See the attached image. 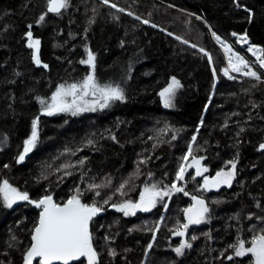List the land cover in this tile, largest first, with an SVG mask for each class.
Instances as JSON below:
<instances>
[{
    "label": "trees",
    "instance_id": "16d2710c",
    "mask_svg": "<svg viewBox=\"0 0 264 264\" xmlns=\"http://www.w3.org/2000/svg\"><path fill=\"white\" fill-rule=\"evenodd\" d=\"M29 31L48 70L33 64ZM213 33L252 59L237 40L246 36L264 59V0H69L59 14L48 12V0H0V186L60 205L79 189L82 203L102 208L89 223L97 264H253L230 246L248 247L264 229V72L257 67L260 80L225 76ZM89 51L98 83L119 86L124 101L82 115L43 114L41 100L51 103L60 85L91 74L80 62ZM173 77L182 86L167 109L160 92ZM37 117V146L18 162ZM189 147L187 161L203 157L210 178L235 161L231 187L206 192L192 170L177 180ZM96 184L103 187L90 188ZM154 184L183 192L171 190L144 214L113 207L138 203ZM193 198L209 211L185 231L192 247L177 255L175 233ZM39 215L28 201L7 208L0 194V264H22Z\"/></svg>",
    "mask_w": 264,
    "mask_h": 264
},
{
    "label": "snow or ice",
    "instance_id": "6c2138e0",
    "mask_svg": "<svg viewBox=\"0 0 264 264\" xmlns=\"http://www.w3.org/2000/svg\"><path fill=\"white\" fill-rule=\"evenodd\" d=\"M109 0H103V3L107 4ZM239 6V4L237 5ZM69 7V0H48V11L59 14L62 9ZM111 7H116L112 4ZM123 11V9H119ZM131 15V13H129ZM139 19V17H137ZM40 20H44V16H40ZM148 23V21H144ZM156 27V25H152ZM31 27V25H29ZM171 35V33H169ZM213 35H215L213 33ZM233 35H236L233 33ZM28 37V47L30 49H35V63L39 66L41 64L39 58V39H33L31 31L27 33ZM219 41L220 37H216ZM246 36L240 37V40L246 42ZM186 42V41H185ZM225 51L232 53V49L221 42ZM195 47V45H193ZM252 46H249V51H252ZM201 51H204L201 49ZM205 56L208 57L211 62L212 57L209 53L204 52ZM256 55L255 52H253ZM229 55L228 62L229 68L224 69V75L229 76V70L235 73H240L245 76L252 77L256 80H260L261 76L255 71H252L248 61H246L242 56L235 55V62H233L232 56ZM95 56L89 51L87 61H80L81 63H87L92 72L84 79L83 83L77 85L75 83L65 87V85H60L55 93L51 97V103H46L41 100L40 103L43 105V114L53 115L61 112H71L76 115L79 112L95 110V104L99 103L101 108L109 106L112 101H124L125 96L123 90L119 86L101 85L98 83L95 76ZM256 59L260 63V67L264 68V59L261 56L256 55ZM43 67L47 68L48 65L44 64ZM213 71H215L213 69ZM230 79L235 77L229 76ZM181 83L175 77L172 78L171 83L163 91L160 92V96L164 99L165 106H171L174 99L176 91L181 87ZM81 93L79 98L77 94ZM92 95L97 97L93 104H88L84 99ZM68 97H71L69 101ZM102 101V102H101ZM202 123V121H201ZM38 124L39 118L33 121L31 137L25 141V146L23 153L18 157V162H23L25 156L31 152L36 146L39 140L38 135ZM198 131V130H197ZM114 138V137H113ZM193 142H195L196 137H192ZM91 143V142H89ZM260 149L264 150V144L260 145ZM192 155V148L189 147L188 154L182 159L184 161L188 160V156ZM201 158L193 157V164L187 165V167H196V175H200L201 172H207L208 168L204 167L201 169ZM231 170L224 172L218 171L212 180L205 178L204 186L207 188L219 187L221 184H225L229 187L232 185V180L235 178L236 173V162L231 161ZM67 167V166H65ZM186 171L185 164H181L176 179L182 180L184 178V173ZM103 185H90L92 189H99ZM124 185H121V189ZM171 190L176 192H183L182 187H177L176 184L171 186L170 190H160L157 185H152L151 188H145L144 193L141 194L138 203H132L131 201H126L121 204H115L113 207L118 212L124 213V215H134L136 210L150 211L156 206L157 198H163L169 196ZM0 194L3 196L5 205L11 208L13 204L17 201H28L35 205L36 208H40L41 212L39 215L38 224L34 227V234L32 235V244L27 249L24 254V264H72L73 261L79 260L84 257L87 259V264H97V252L93 248L92 235L89 230V223L94 216H96L101 210L95 203L86 204L82 203L79 198V189H77V195L73 196L71 199L63 205L57 204L53 201L51 196H45L44 198L34 201L29 200L28 194L26 192H19L16 188L12 187L7 181L3 182L0 186ZM96 195H99V191H96ZM123 194V192H121ZM187 195V193H185ZM196 209H185L188 213V221L190 224H200L206 213H208V208L203 200H197ZM183 229L188 228V224L182 225ZM178 236H184V231H177L175 233ZM194 240L195 237H192ZM250 246L246 247L245 242L240 240L236 245H231L235 250L236 257H244L251 255L254 257V264H264V229L260 231L259 234L254 235L250 242ZM192 244L185 241L179 247H176L174 251L177 255H183L185 248H191ZM151 248V244L149 245ZM228 259H233L229 256Z\"/></svg>",
    "mask_w": 264,
    "mask_h": 264
},
{
    "label": "rangeland",
    "instance_id": "374dc122",
    "mask_svg": "<svg viewBox=\"0 0 264 264\" xmlns=\"http://www.w3.org/2000/svg\"><path fill=\"white\" fill-rule=\"evenodd\" d=\"M213 37H214V40H215V42L217 43V45L221 48V50L224 52V54H225V57H226V61H227V67L226 68H229V62H228V57H229V55H232V53H234L235 55H239V56H242L246 61H248V63H249V66H250V68H251V70L252 71H255L257 74L259 73L258 72V69H257V67L259 68V69H261L263 72H264V68H261L260 67V63H259V61L256 59V55H259V56H261V58L263 59V56H262V50H261V48L260 47H256V46H253V45H251V44H249V42L247 41V39H246V42L245 41H242V40H240V37H242V36H238L237 37V40H238V43H239V45L242 47V48H244L245 49V51L250 55V57L252 58V59H248L247 57H245L244 55H242L241 53H238L237 51H235L234 50V48L228 43V42H226V41H224V40H222V39H220L219 41L216 39V35H213ZM221 42H223V44H226V45H228L231 49H232V53H228V52H226L225 51V49H224V47H223V45H222V43ZM252 46V51H249V46ZM253 52H255L256 53V55H254L253 54ZM235 55H233L232 56V58H233V62H235ZM230 75H237V76H241V77H245V78H252V77H249V76H245V75H242V74H240V73H235V72H232L231 70H229V76ZM259 75V74H258ZM66 87V86H65ZM81 95V93H78L77 94V98H79V96ZM68 99H69V101L71 100V97H68ZM84 99L88 102V104H93L95 101H96V99H97V97H94V96H92V95H89V96H87V97H84ZM102 102V101H101ZM172 104H173V101H172ZM164 106H165V104H164ZM100 106H99V103H96L95 104V110L96 109H98ZM165 108H167V109H171L172 108V105L171 106H165ZM93 110H88V111H83V112H79V113H77L76 115H82V114H84V113H88V112H92ZM191 164H193V160H189V161H186L185 162V166H186V171H187V168H190V170L189 171H193V173H194V175H195V177H202L204 180L202 181V189L204 190V191H206V192H217V191H219V190H221L222 188H224V187H229V186H227V185H225V184H221L218 188L217 187H211V186H209V187H205L204 186V181H205V178H208L209 180H212L213 178H210V177H207L206 175H205V173L206 172H201V174L200 175H196V167L195 166H192V167H187V165H191ZM204 168V166H203V160H201V169H203ZM186 171H185V173H186ZM224 172H227V171H224ZM233 181H234V179L232 180V183H233ZM143 194V193H142ZM2 198H3V196H2ZM139 200H140V198H139ZM157 200H158V198H157ZM197 200H203V199H200V198H193V202H192V205L189 207V208H191V209H196V208H198L199 206L197 205V203H196V201ZM204 201V200H203ZM139 202V201H138ZM205 202V201H204ZM3 203H4V200H3ZM18 203H20V201H17L15 204H13V206L11 207V208H14V206H16ZM157 203V202H156ZM4 205H5V203H4ZM205 205H206V203H205ZM6 206V205H5ZM207 206V205H206ZM7 207V206H6ZM8 208V207H7ZM188 208V209H189ZM153 209V208H152ZM151 209V210H152ZM150 210V211H151ZM138 212H140V213H142V214H144V213H148V212H150V211H141V210H137ZM206 215H207V213H206ZM206 215H205V218H204V220L200 223V224H190L189 223V221H188V213H186L185 212V221H186V224H188V228L189 227H191V226H198V225H201V224H203L204 222H205V219H206ZM187 228V229H188ZM186 229V230H187ZM185 229H183V231L185 232L186 231ZM175 237H180L181 239H182V243L181 244H183V243H185V241H186V236L184 235V236H178V235H176L175 234ZM250 255V254H249ZM249 255H247V256H249ZM251 256V255H250ZM252 259H253V264H254V257H252Z\"/></svg>",
    "mask_w": 264,
    "mask_h": 264
},
{
    "label": "water",
    "instance_id": "95a60500",
    "mask_svg": "<svg viewBox=\"0 0 264 264\" xmlns=\"http://www.w3.org/2000/svg\"><path fill=\"white\" fill-rule=\"evenodd\" d=\"M63 10H64V9H62L61 12H62ZM48 12H49V11H48ZM61 12H60V13H61ZM49 13H51V14H56V13H53V12H49ZM34 55H35V51L33 52V56H32L33 64H34L37 68H43V69H45V70H48L49 67H47V68L43 67L44 63L41 61L40 55H39V58H40L41 64L38 66V65L35 63ZM189 170H190V168H187V171H189ZM53 201H54V200H53ZM54 202H55V201H54ZM31 205H32L33 207H35L34 204L31 203ZM35 208H36V207H35ZM36 209L40 210V212H41V209H40V208H36ZM31 244H32V243H31ZM93 248H94V247H93ZM82 259H85V260L87 261V259L84 258V257L80 258L79 260H82ZM76 261H78V260H76ZM22 264H24V259H23ZM34 264H37V261H34Z\"/></svg>",
    "mask_w": 264,
    "mask_h": 264
},
{
    "label": "bare ground",
    "instance_id": "6f19581e",
    "mask_svg": "<svg viewBox=\"0 0 264 264\" xmlns=\"http://www.w3.org/2000/svg\"><path fill=\"white\" fill-rule=\"evenodd\" d=\"M204 180V179H203Z\"/></svg>",
    "mask_w": 264,
    "mask_h": 264
}]
</instances>
